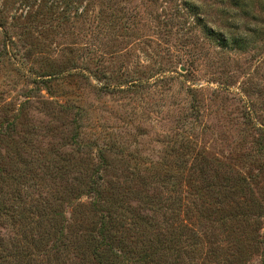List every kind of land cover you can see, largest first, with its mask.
Returning a JSON list of instances; mask_svg holds the SVG:
<instances>
[{
  "label": "rangeland",
  "instance_id": "obj_1",
  "mask_svg": "<svg viewBox=\"0 0 264 264\" xmlns=\"http://www.w3.org/2000/svg\"><path fill=\"white\" fill-rule=\"evenodd\" d=\"M18 155L147 194L153 172L200 155L209 183H249L260 264L264 0H0V158L21 170Z\"/></svg>",
  "mask_w": 264,
  "mask_h": 264
},
{
  "label": "trees",
  "instance_id": "obj_2",
  "mask_svg": "<svg viewBox=\"0 0 264 264\" xmlns=\"http://www.w3.org/2000/svg\"><path fill=\"white\" fill-rule=\"evenodd\" d=\"M178 159L174 171L149 176L159 192L147 194L120 182L105 186L101 175L86 170L68 183L71 168L60 165V157L40 174L20 155L21 170L7 169L0 158V229L6 234H0V264L248 263L261 235L246 216L247 180L222 175L211 184L204 157ZM189 160L194 167L186 168ZM37 188L48 196L34 197ZM235 198L242 201L230 205Z\"/></svg>",
  "mask_w": 264,
  "mask_h": 264
}]
</instances>
